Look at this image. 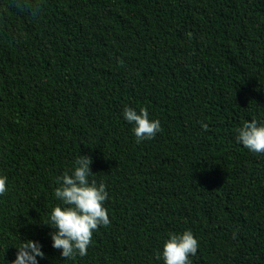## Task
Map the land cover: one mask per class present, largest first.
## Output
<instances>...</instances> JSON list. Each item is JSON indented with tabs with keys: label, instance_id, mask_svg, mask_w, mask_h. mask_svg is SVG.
<instances>
[{
	"label": "trees",
	"instance_id": "16d2710c",
	"mask_svg": "<svg viewBox=\"0 0 264 264\" xmlns=\"http://www.w3.org/2000/svg\"><path fill=\"white\" fill-rule=\"evenodd\" d=\"M125 108L162 131L137 143ZM252 120L264 125V0H0V264L26 240L39 264H163L188 230L191 264H264V154L236 131ZM80 156L110 224L66 260L44 224Z\"/></svg>",
	"mask_w": 264,
	"mask_h": 264
},
{
	"label": "clouds",
	"instance_id": "9594fccd",
	"mask_svg": "<svg viewBox=\"0 0 264 264\" xmlns=\"http://www.w3.org/2000/svg\"><path fill=\"white\" fill-rule=\"evenodd\" d=\"M124 118L134 125L137 143L154 139L162 131L160 121L150 120L146 108L140 109L139 114L132 108H125ZM203 128L207 130V125H203ZM236 131L237 141L245 148L256 154H264V125L252 120L244 122ZM92 163L90 157L80 156L71 173L65 172L57 178L59 186L54 195L61 203L52 209L44 224L54 229L49 233L52 247L59 250L66 260L74 259L77 255L86 256L93 233L100 226L110 224L108 211L104 207L108 199L106 185L89 179L94 176L90 168ZM7 191V177L0 176V196ZM198 247V240L190 230L182 234L170 233L162 253L158 252L156 259H162L163 264H191L189 257L197 254ZM16 249V259L12 264H39L37 258L43 259L45 256L42 245L33 240L23 241Z\"/></svg>",
	"mask_w": 264,
	"mask_h": 264
}]
</instances>
